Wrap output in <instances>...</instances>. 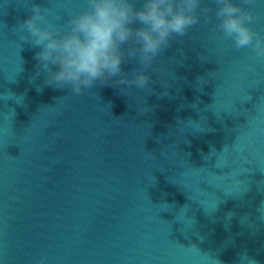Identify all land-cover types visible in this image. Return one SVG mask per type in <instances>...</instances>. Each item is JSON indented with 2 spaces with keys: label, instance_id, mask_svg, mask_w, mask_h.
<instances>
[{
  "label": "water",
  "instance_id": "water-1",
  "mask_svg": "<svg viewBox=\"0 0 264 264\" xmlns=\"http://www.w3.org/2000/svg\"><path fill=\"white\" fill-rule=\"evenodd\" d=\"M33 2L53 22L83 4ZM30 5L0 0V264H264V62L202 18L147 89L69 94L19 39Z\"/></svg>",
  "mask_w": 264,
  "mask_h": 264
},
{
  "label": "clouds",
  "instance_id": "clouds-1",
  "mask_svg": "<svg viewBox=\"0 0 264 264\" xmlns=\"http://www.w3.org/2000/svg\"><path fill=\"white\" fill-rule=\"evenodd\" d=\"M211 4L215 7L207 6L205 0H83L82 6L67 12L66 19L57 15L53 22L52 8L31 0V15L19 24V39L41 49L34 58L47 73L45 83L67 88L74 95L84 94L97 82L108 85L116 77L113 86L147 89L150 77L146 73L156 57L202 18L211 22L214 17L217 42L231 41L235 51L250 49L257 61L264 62V34L252 27L261 18L254 10L257 0H211ZM136 23L140 27H132ZM126 57L140 65L132 79L122 71ZM258 219L264 221V217ZM47 260L42 256L38 264Z\"/></svg>",
  "mask_w": 264,
  "mask_h": 264
}]
</instances>
